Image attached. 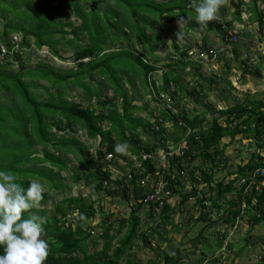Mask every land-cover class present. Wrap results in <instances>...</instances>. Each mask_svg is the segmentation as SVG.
<instances>
[{
    "label": "trees",
    "instance_id": "1",
    "mask_svg": "<svg viewBox=\"0 0 264 264\" xmlns=\"http://www.w3.org/2000/svg\"><path fill=\"white\" fill-rule=\"evenodd\" d=\"M229 1L239 22L245 11L248 12L247 22L258 25L260 40H263L264 0ZM189 14L196 15L193 6L184 0H59L57 4L50 0H0V15L7 18L0 30V90L6 92L0 93V169L14 173L17 182L25 188L32 179H39L44 185L40 206L29 209L25 217L37 212L35 216L44 221L49 240L46 264H185L178 252L172 255L164 251L146 261L137 259L131 249L139 240L148 242L155 227L140 226L143 217L135 210L129 217L115 219L111 213L94 224L95 201H89L81 193L65 192L72 188L66 185L67 177L63 174L70 172L65 157L67 152L76 153L80 165L72 173L74 184L84 180V185L92 187L91 194L102 193L115 198L121 193L128 201L129 187L141 192L137 180L143 169L148 167V171H153L151 156L142 159L141 153L151 152L154 147L179 146L167 177L173 187L170 192L182 195L189 181L192 191L182 195L186 200L203 190L200 184H206L211 191L217 186V196L211 195L208 200L216 207L218 221L232 225L247 214L251 229L264 222V99L246 97L220 109L218 112L225 116L224 121L213 116L206 125L208 131L201 130L189 136L183 130L186 125L197 129L207 121L205 114L192 107L186 95L200 99L206 85L214 83L213 78L203 75L206 70L200 62L188 59L190 45H182L180 38L174 39L177 32L168 28L179 16ZM185 22L186 29H192L189 19ZM204 29L221 35L223 40L227 36L230 39L233 21H222L218 16ZM169 33H173L174 53L160 58L157 51L166 43ZM240 34L235 32L234 40L229 41V50L236 57L241 54L234 48L240 41ZM42 48L52 56H59L62 49L71 50L76 66L56 69L40 60L33 68L25 67L24 63L39 56ZM259 57L253 68L250 59L243 60L244 79L247 75H262L263 56ZM14 61L21 66L19 71L4 68ZM185 66L194 70L192 81L185 80L181 74ZM226 66L228 70L232 68L231 59L230 63L226 61ZM152 77L155 82L165 84L173 80L172 90L178 89V97H173L177 100L171 103L164 102L163 96L154 97L146 107L148 119L140 116L145 107L135 102L143 95L149 101V94L158 91L157 86L150 84ZM39 80L48 81V89H55L48 91L45 100L35 91ZM70 86H81L83 97L88 102L96 99V106L68 101L65 93ZM180 100L187 102L191 109L177 114L170 107L178 106ZM153 103H160L164 109H157ZM75 126L82 129L88 139L98 140L97 153L91 152L89 146L74 136H58L52 131L54 127L72 130ZM175 127L180 131L169 135L168 130ZM238 135L240 139L254 142L257 149L247 162L227 172L226 180L219 179L218 173L229 161L223 140L230 138L232 141ZM125 141L128 155L116 153L115 145ZM35 146H41V151L37 152ZM107 153H111L113 159L105 169L103 158ZM129 153H136L141 162L136 170H131L132 178L128 181L125 172L116 175L114 168L132 166ZM198 157L202 158L204 166L195 165ZM193 183L197 186L195 189ZM57 191L63 194L62 199H50L49 194ZM197 200L204 208L205 196ZM50 203L53 207L48 211L43 206ZM168 208L166 205L163 213ZM190 221L187 230L193 229L199 221L206 222L198 233L199 238L205 237V230L215 224L209 212L203 211L196 218L191 216ZM225 238L223 232L219 246L224 245ZM194 239L191 241L196 242ZM241 241L247 244L246 239ZM91 244L100 245V248L90 252ZM197 244L192 246H199ZM211 252L209 246H201L204 257ZM255 264H264V257Z\"/></svg>",
    "mask_w": 264,
    "mask_h": 264
},
{
    "label": "rangeland",
    "instance_id": "2",
    "mask_svg": "<svg viewBox=\"0 0 264 264\" xmlns=\"http://www.w3.org/2000/svg\"><path fill=\"white\" fill-rule=\"evenodd\" d=\"M10 1V0H7ZM59 0H50L51 3L57 4ZM187 3L193 5L191 0H184ZM193 1V0H192ZM198 3L199 1L196 0ZM233 6L231 5L229 0H224L222 6L219 9V17H221L222 21L228 20L233 21V29L234 31H239L240 41L235 45L234 48H238L240 50V56L236 57L235 53L228 50V47L222 41V36L217 33H208L206 29L201 28L198 22L195 20V17H191L189 19V25L192 26V31H196V33H192L191 30L186 29V22H182V28L178 24V19L174 20L173 25H170L168 28H173V31L178 33L182 31V36L180 37V42L182 45H192L193 42L205 44L207 47H213L219 51V57L217 59V63L213 64V69L217 73L223 74L221 77L214 78V83L209 86L206 85V90L200 99L195 100L193 97H186L190 100L192 107H196L199 112L205 114L207 121L204 125H209L212 120V117H219L221 121H224L225 116H220L218 112L220 109H225L240 100L246 97H255L264 99V65L262 68V75L260 76H251L247 75V79H244L242 73L245 71L243 67V60L250 59V65L255 67L260 59L259 55L263 56L264 63V37L263 40H260V32L258 25L256 23H248V12L245 11V15H242V21L239 22L237 18H235ZM7 15L13 17L10 12H7ZM64 19L66 15L62 14ZM22 20V19H21ZM7 22V18L3 15H0V30L3 29L5 23ZM198 27V28H196ZM152 33V31H148ZM177 35V34H176ZM173 33L168 34L166 38V43L157 51V54L160 58L165 57L168 53H173ZM174 39H178V36H174ZM262 38V36H261ZM179 40V39H178ZM172 41V42H171ZM220 47V48H218ZM233 48V47H232ZM39 56L34 57L29 62L24 63L25 67L33 68L36 66V63L40 60H43L45 63H48L50 66L56 69H69L71 67H75L76 63L74 62V58L71 50L62 49L59 56H52L47 52L46 48H42L39 52ZM232 63V68L230 70L227 69L226 61ZM5 69L12 70L17 72L20 70L21 66L19 62L14 61L10 65L4 67ZM186 70L182 69L181 74L184 76L185 80H191L193 75L191 74L192 69L190 67L185 66ZM225 69L227 72L225 73ZM206 75H211V72L206 70ZM129 75V74H128ZM231 83L233 86H231ZM230 84V85H229ZM48 81L39 80L37 84V88L35 91L40 93V99L48 98V91L55 89H48ZM231 86V87H230ZM1 94H6L4 90H0ZM65 98L68 101H77L82 103L83 105L96 106V99L92 102H88L86 98L83 97V90L81 86H70L65 93ZM147 97L143 95L139 100L135 103L139 105H147ZM212 103L213 106L209 105ZM208 123V124H207ZM74 129V130H73ZM72 130H56V127L52 129L55 131V134L58 136L65 135L66 137L74 136L80 139L85 145L90 147V151L96 153L98 150V142L95 140H90L85 136L82 129L75 126ZM173 129L168 130V134L172 135ZM241 135L236 136L235 139L231 141L230 138H226L223 140V143L227 145L225 154L229 157L228 164L225 169H222L219 173V179L226 180V174L229 171H235L237 165L240 163L247 162L251 157L254 151H256L257 146L254 142L240 139ZM222 145V144H221ZM34 149L39 152L41 151V146H35ZM65 157L68 159V165L70 167V172L63 173L65 177H67L66 185L72 186L71 191H65L66 193H71L72 195H79L80 193L84 195L89 201H95V207L97 208L96 218L94 220V224L98 223L105 216L110 213L114 214V218H119L122 216H128L131 213V208L127 202L120 199V197L110 198L104 196L102 193H92V187L84 185V180L78 184H74L72 181V173L76 169L80 168V165L77 160L76 153L67 152ZM136 161V160H135ZM195 165H205L202 163V158L198 157L197 161L194 162ZM193 163V164H194ZM139 167V165L137 166ZM127 166L124 167L126 169ZM116 172L119 171L118 168H114ZM119 173V172H118ZM233 176V175H232ZM231 176V177H232ZM143 186L151 187V178H146L141 180ZM171 190H169L170 192ZM215 191V189H214ZM64 192V193H65ZM167 192V193H169ZM50 199H54L59 201L62 199V193L57 191L49 194ZM164 194L163 196H166ZM173 204L175 205L176 212L173 213L174 223H178L180 226H176L174 224H169L164 228L162 225L158 229H155V233L153 239L151 240L152 245L148 246L144 243V241L139 242L138 245H135L132 249V253H134L137 259L141 261H146L148 259H155L157 253L163 254V251H166L172 255H175L178 251V247L181 248V259L185 262V264H255L264 257V222L261 224H256L252 229L249 223V216L245 214L244 218H242L236 227L227 226L225 223H221V221H217L216 225L212 228H208L205 232V237L199 238L198 233L201 230L202 226L206 224L205 221H199L195 224L193 229H189L186 232V236L184 235V225L183 221L186 218V212L190 211L194 214L195 218L199 216V208L200 205L195 204V200L191 199L186 201L185 203L180 202V197L175 196L173 198ZM178 205H181L180 207ZM51 210L53 205L47 204L43 206ZM102 207V208H101ZM212 218L216 219L218 214L217 211L212 207ZM34 215L38 213L34 212ZM143 217V216H142ZM142 222H147V218H142ZM223 232L226 233V238L223 240L224 245L219 246L218 243L222 239ZM194 239L196 242H192L191 239ZM246 239L247 244L245 245L241 240ZM180 243L182 245L180 246ZM193 243H198L199 246H192ZM207 245L212 249V252L204 257L201 253V246ZM220 247V248H219ZM100 245L96 247L92 244L89 247V251H93L94 249H99ZM240 250V255L237 256L238 249ZM176 259H173V262Z\"/></svg>",
    "mask_w": 264,
    "mask_h": 264
},
{
    "label": "clouds",
    "instance_id": "3",
    "mask_svg": "<svg viewBox=\"0 0 264 264\" xmlns=\"http://www.w3.org/2000/svg\"><path fill=\"white\" fill-rule=\"evenodd\" d=\"M224 0H199L197 3L196 0H193V8L195 10V20L198 22L201 28L207 26L210 21H213L218 18V12L220 7L222 6ZM191 18V14L189 16H179L178 24L182 28V22ZM198 28V27H196ZM192 33H196L190 29ZM235 32L239 31H231L230 39L229 36L222 39L224 44L227 45L229 50V41L231 42L234 40L235 35L232 37ZM151 34V33H150ZM182 31L177 33L178 39L182 36ZM192 46V47H191ZM190 54L191 57L188 56V59H191L193 62H200L205 70L211 72V75L203 74L209 78H217L221 77L220 73H217L213 69V64L216 63L219 57V51L213 47H207L205 44L202 43L196 44L193 42L190 45ZM220 48V47H218ZM174 53V52H173ZM174 59L176 55H173ZM191 69V68H190ZM186 68H184V71ZM194 70L191 72L193 73ZM191 73V74H192ZM150 84L157 86L158 91L154 94H149L150 100L146 101L147 105L151 103V100L156 96H163L164 102H176L177 99H173V97H178L177 90H172L174 87V81L170 80L168 84L164 82H155V78L152 77L150 80ZM190 87V85H188ZM157 109H164L163 105L160 103H153ZM147 105H144L145 110L140 114V116L149 119V112L146 111ZM142 106V105H140ZM177 114H181L182 110L189 111L191 106L188 105L187 102L184 100H180L179 105L176 107L171 106L170 109ZM181 111V112H180ZM184 112V111H183ZM208 124V123H207ZM181 128V127H180ZM183 130L185 134H199L201 130L208 131L206 125H202L201 127L194 129L189 125L183 126ZM180 131L179 128L173 130L172 133ZM173 136V134H172ZM98 141V140H95ZM170 146V148H169ZM128 149L127 142L117 143L115 145V152L121 153L124 155H128L126 152ZM179 152V146L174 148L171 145H168L167 149L163 147H154L152 151L145 150L142 154V159H145L147 155L151 156V164L153 167V171H148V167L143 169L142 174L138 177L137 183L141 187V192L139 189H133L129 187V200H125L122 198L121 193H118L121 200L128 203L131 208V211L135 210L139 217L146 216L147 222H140V226H143L145 229L148 226H154L157 231L161 227V225L166 228L169 224H174L176 226H180L178 223H174L173 213L176 212L175 205L173 204V198L175 196L180 197V202L185 203L188 200L194 199L196 205H200L199 214L201 211L209 212L210 217L212 220L215 221V224L210 228L214 227L217 223V219L212 218V201L208 200V197L215 194L217 196V186H215V191L209 190V187L206 184L198 185L203 190L199 191L196 195L189 196L186 200L182 199V195H187L192 191V185L188 181L186 182L183 188V194L180 195L179 193H172L169 192L171 188H173L167 179L170 173V163L173 162V156ZM97 153V152H96ZM131 160L133 161V165L127 167L126 169H119V173L115 171L114 174L119 175L121 172H125L128 181L131 177V170L136 167L141 162L138 155L133 154L131 155ZM113 159V155L111 153H107L103 158V162H106L105 169L108 167V161ZM136 160V161H135ZM111 167V166H110ZM171 169V168H170ZM142 170V169H140ZM172 172V171H171ZM151 178V187L143 186L141 180ZM238 183L240 184L239 180ZM116 186V184H115ZM114 186V188H115ZM177 189L179 188L176 186ZM197 186L193 183V189ZM45 192L44 185L41 183L39 179H32L28 186L25 188L20 183L17 182V177L11 171H5L0 169V264H46L48 255H49V240L46 238V230L43 226L44 221L42 218L37 217L29 213L25 217V213L32 208L39 207L41 201L43 200V194ZM169 192V193H167ZM164 194H167L163 197ZM204 197L206 200L203 202L205 207L203 208L202 204L198 202L199 197ZM228 199H230V195H228ZM166 205H169V208L166 210V213H163V210ZM179 207L181 205H178ZM243 207V206H242ZM216 210V207H213ZM217 211V210H216ZM98 212V211H97ZM111 214V213H110ZM218 214V212H217ZM98 215V213H96ZM219 215V214H218ZM191 216H194L193 213L190 211L186 212V218L183 221L184 235L186 236L187 227L191 224L190 221ZM106 217V216H105ZM104 217V218H105ZM96 216L93 218L92 222L94 223ZM113 219L114 215H113ZM104 220V219H102ZM101 220V221H102ZM190 221V223H189ZM240 220H236L235 224H226L227 226H234L238 225ZM100 222V221H99ZM222 223V222H221ZM144 230V229H140ZM207 229L205 230V232ZM155 233V232H154ZM154 233L151 236H148V242L145 244L151 246V240L153 239ZM205 235V234H204ZM140 241V240H139ZM138 245V244H137ZM182 243H180V246ZM178 253L181 255V248L178 247ZM132 252V249H131ZM164 252V251H163Z\"/></svg>",
    "mask_w": 264,
    "mask_h": 264
},
{
    "label": "bare ground",
    "instance_id": "4",
    "mask_svg": "<svg viewBox=\"0 0 264 264\" xmlns=\"http://www.w3.org/2000/svg\"><path fill=\"white\" fill-rule=\"evenodd\" d=\"M164 197V196H163Z\"/></svg>",
    "mask_w": 264,
    "mask_h": 264
}]
</instances>
